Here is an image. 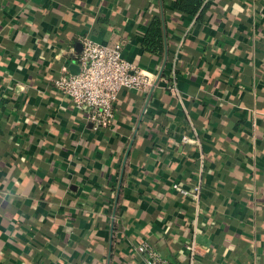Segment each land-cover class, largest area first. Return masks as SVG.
<instances>
[{"label": "crops", "instance_id": "1", "mask_svg": "<svg viewBox=\"0 0 264 264\" xmlns=\"http://www.w3.org/2000/svg\"><path fill=\"white\" fill-rule=\"evenodd\" d=\"M0 0V264H264V0ZM161 51L143 44L151 22ZM113 46L178 97L121 90L93 131L53 87L79 37ZM11 88V89H10ZM198 144L182 143L181 137ZM162 149V150H159ZM201 183L197 203L172 181Z\"/></svg>", "mask_w": 264, "mask_h": 264}, {"label": "built area", "instance_id": "2", "mask_svg": "<svg viewBox=\"0 0 264 264\" xmlns=\"http://www.w3.org/2000/svg\"><path fill=\"white\" fill-rule=\"evenodd\" d=\"M78 39L81 45L77 57L78 72L76 74L62 72L52 84L56 91L68 99L74 109L82 113L93 131L106 129L111 125L114 119V104L121 90L152 91L162 80L168 93L178 97L173 67L167 73L160 70L158 74H152L128 62L122 55L120 44L113 46L100 44L87 36ZM181 141L185 144H198L196 139L187 136H182ZM171 188L192 203L199 200L201 191L199 182L191 188H184L181 183L174 182ZM194 233L189 243L187 264H196L197 258L205 253V250L198 248L194 242ZM135 249L143 256L145 264H179L163 257L148 242L140 241Z\"/></svg>", "mask_w": 264, "mask_h": 264}, {"label": "trees", "instance_id": "3", "mask_svg": "<svg viewBox=\"0 0 264 264\" xmlns=\"http://www.w3.org/2000/svg\"><path fill=\"white\" fill-rule=\"evenodd\" d=\"M17 4L21 6V16L24 17L25 12L30 8V5L24 0H18ZM26 1V0H25ZM177 12H182L188 15L199 14L200 17L207 12L208 6L203 5L199 0H176L172 6ZM264 27V24L262 25ZM145 46L153 47L158 52L162 48V32L160 28V23L158 21L151 22L148 30L147 36L143 40ZM162 150V149H159ZM173 183V180L171 181Z\"/></svg>", "mask_w": 264, "mask_h": 264}]
</instances>
